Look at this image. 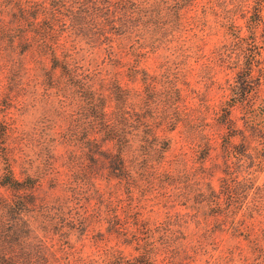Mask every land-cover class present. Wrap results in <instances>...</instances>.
<instances>
[{
    "label": "rangeland",
    "instance_id": "obj_1",
    "mask_svg": "<svg viewBox=\"0 0 264 264\" xmlns=\"http://www.w3.org/2000/svg\"><path fill=\"white\" fill-rule=\"evenodd\" d=\"M65 1L51 41L57 0H0V264H264V0H160L147 43Z\"/></svg>",
    "mask_w": 264,
    "mask_h": 264
},
{
    "label": "trees",
    "instance_id": "obj_2",
    "mask_svg": "<svg viewBox=\"0 0 264 264\" xmlns=\"http://www.w3.org/2000/svg\"><path fill=\"white\" fill-rule=\"evenodd\" d=\"M57 1H58V3H56L53 6L48 8V14L50 15L48 23L41 22L39 24V27H38L40 33H42L43 30L46 31L45 33H47L48 38H50L49 37L50 34H48V32H51L54 30L55 22H56V20H58L60 18V15L67 16L71 21H74V19H75L76 22H78V21L82 20L87 15H95L97 13V12L91 11V8L97 9V6L95 4H93L94 3L93 1L91 2V4H87L88 7L83 8V9L81 7H79V8L77 7V10H75L76 7H71V6L68 7L67 1H65V0H57ZM112 1L113 0L104 1L105 4H108V7L106 9L104 16L107 17L108 21H110L111 19H114L116 17L118 19V22L121 23L120 26L122 27V29L121 30L118 29L116 31V33L119 35L125 36L127 34V32L132 33L135 30H139V32L137 31V33L140 34L139 37L141 39V42L147 43L146 42V40H147L146 36L154 33L155 28L157 26H159V24H160L161 14H162L161 12H162V9L164 8L163 5H165L164 2H162L160 0H120L119 6L112 8L111 7L113 4ZM179 1L180 0H174V1H171V3L178 4ZM75 2L79 3L80 0H76ZM87 3H89V2H87ZM166 10L168 13H165V16L170 18V19H172V16H175V23L178 24L179 20H181L180 18H182L178 9H177V11L174 10L175 13L169 7L166 8ZM20 12H22L23 18L27 17V19H30V16H29L30 13H34L38 16L39 8L35 9V10H29L28 9L29 14L27 13V15H26L25 9L22 6V10L20 9ZM30 15L32 17H34L32 14H30ZM257 27H259V26H257ZM37 31H38V29H37ZM152 38L153 37L150 36L151 40H152ZM50 40L51 41L55 40V35H53L50 38ZM242 42L243 41H241V43ZM51 45L53 46V44H51ZM253 71H254L253 70V61H250L247 64V66H243L242 70L238 71L236 74H238V79L245 80V79L251 78V74ZM248 92H251V91L246 90L244 93H242L246 97L245 98L246 100H248L247 98H251V99L258 98L257 93L252 95V94H248ZM120 93H123V92L120 91ZM116 100H117L118 104L122 105V108L126 107L125 104H126L127 98L125 95H122L121 97L117 98ZM254 103L255 102H252L251 104L254 105ZM100 110H101V112L99 115V123L101 124V126H100L101 131L107 132L108 136H111L114 139H117V140L120 139L121 140V143H120L121 147L119 148V151H118L119 156L117 157L118 158L117 169L119 171H121L122 174L127 176L129 171H128V166H127V158L125 157V155L128 153V151H127L128 143L125 144L126 142L123 141V140H125L124 136H125L126 132L122 128V131H121L122 133L119 134L118 133L119 131L116 129L117 126L115 124L109 126L108 124H109L110 120L106 118L104 110L102 108H100ZM125 119L126 120L124 121V123H129L127 121V118H125ZM247 139H248V137H246V136L243 137L242 145L249 148L248 147L249 145L247 144ZM89 142L91 144L93 143L92 141H89ZM151 146H153V144L150 145V147ZM151 154H152V152L151 153H145V155H146L145 160H147V158ZM153 157L154 156L152 155V158ZM145 164H147L146 161H145ZM11 173H12V170H11ZM9 183L10 182H5L3 185L7 186L6 184H9ZM239 184L240 183H238V185L233 187L234 190H238L241 187ZM243 187L244 186L242 185L241 189ZM156 237L157 236H156L155 231L150 233V238H156ZM160 238H161L162 242L170 243V239H174L177 237L175 236L174 233H172V235H169L168 233H162ZM260 242H261V244L262 243L264 244V241H260ZM143 248L146 249L147 245H145ZM186 249H187L186 246L179 248V251L177 249H175L173 251V254L175 255L174 258L176 260H174V261H178L180 258L186 257V255L183 254L184 252H186ZM190 249H192V248L190 247ZM153 253H154V248H148L145 250V254H146L145 256L148 258L147 260L151 259V256H153ZM112 263L118 264L119 262L117 260H112ZM140 264H142V263H140ZM149 264H150V261H149ZM173 264H175V263H173Z\"/></svg>",
    "mask_w": 264,
    "mask_h": 264
}]
</instances>
